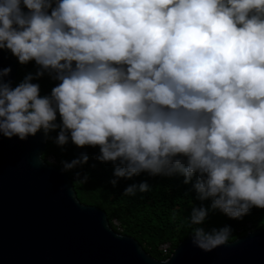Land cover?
Returning a JSON list of instances; mask_svg holds the SVG:
<instances>
[{
    "label": "clouds",
    "instance_id": "obj_1",
    "mask_svg": "<svg viewBox=\"0 0 264 264\" xmlns=\"http://www.w3.org/2000/svg\"><path fill=\"white\" fill-rule=\"evenodd\" d=\"M0 49L39 66L15 87L0 70L4 137L99 146L116 178L182 176L202 202L186 220L204 252L234 232L199 227L210 213L264 209V0H0ZM44 72L59 83L40 96L32 80Z\"/></svg>",
    "mask_w": 264,
    "mask_h": 264
},
{
    "label": "water",
    "instance_id": "obj_2",
    "mask_svg": "<svg viewBox=\"0 0 264 264\" xmlns=\"http://www.w3.org/2000/svg\"><path fill=\"white\" fill-rule=\"evenodd\" d=\"M2 79L14 87L18 61L0 49ZM42 131L26 140L0 134V264H264V229L204 252L190 237L164 261L111 228L105 211L82 204L56 165L36 163Z\"/></svg>",
    "mask_w": 264,
    "mask_h": 264
},
{
    "label": "trees",
    "instance_id": "obj_3",
    "mask_svg": "<svg viewBox=\"0 0 264 264\" xmlns=\"http://www.w3.org/2000/svg\"><path fill=\"white\" fill-rule=\"evenodd\" d=\"M21 7L24 11H28L23 5ZM18 66L15 86L23 80L25 75L29 73L34 75L39 69L35 61H29L26 64L18 62ZM32 83L38 84L39 95L45 96L50 94L52 87L59 81L52 79L48 72H44L41 77L32 80ZM56 123H60L58 113ZM58 131L59 128L51 131L49 135L55 137ZM46 142L47 148L43 159L48 162L50 156L55 158L59 162L56 165L59 169L61 160L71 161L78 158L81 153L88 156L87 162L65 172L72 180L79 201L105 211L114 231L134 238L156 260L168 259L181 242L189 237L192 229L197 227L189 226L186 217L189 216L193 206H199L202 202L195 199L196 194L194 190H191V183L184 184L182 176H150L146 172H141L131 178H116L113 175V162L95 159L99 154V146H77L70 139L63 146L56 145L52 140ZM76 172L80 173L79 177L75 175ZM85 176L87 179L81 182ZM112 179L117 180L115 186L110 183ZM143 181L150 185L149 191L143 193L137 191L131 196L122 195L125 187L131 184L138 185ZM203 203L207 206L209 201ZM224 224H229L234 229L230 237V242H234L252 230L264 229V209L253 207L241 220L230 219L219 211H215L210 213L199 227L208 230ZM164 245H169V255H164L161 250Z\"/></svg>",
    "mask_w": 264,
    "mask_h": 264
},
{
    "label": "built area",
    "instance_id": "obj_4",
    "mask_svg": "<svg viewBox=\"0 0 264 264\" xmlns=\"http://www.w3.org/2000/svg\"><path fill=\"white\" fill-rule=\"evenodd\" d=\"M49 161H53L54 163L53 164H57V161L53 158V157H49L48 158ZM161 250L163 251L164 255H169L170 252V248H169V245H164L162 246Z\"/></svg>",
    "mask_w": 264,
    "mask_h": 264
},
{
    "label": "bare ground",
    "instance_id": "obj_5",
    "mask_svg": "<svg viewBox=\"0 0 264 264\" xmlns=\"http://www.w3.org/2000/svg\"><path fill=\"white\" fill-rule=\"evenodd\" d=\"M14 87H15V84H14Z\"/></svg>",
    "mask_w": 264,
    "mask_h": 264
}]
</instances>
